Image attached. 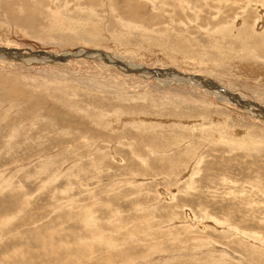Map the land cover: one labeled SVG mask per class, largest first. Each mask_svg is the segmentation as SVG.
I'll return each mask as SVG.
<instances>
[{
	"label": "rangeland",
	"instance_id": "obj_1",
	"mask_svg": "<svg viewBox=\"0 0 264 264\" xmlns=\"http://www.w3.org/2000/svg\"><path fill=\"white\" fill-rule=\"evenodd\" d=\"M0 264H264V0H0Z\"/></svg>",
	"mask_w": 264,
	"mask_h": 264
},
{
	"label": "bare ground",
	"instance_id": "obj_2",
	"mask_svg": "<svg viewBox=\"0 0 264 264\" xmlns=\"http://www.w3.org/2000/svg\"><path fill=\"white\" fill-rule=\"evenodd\" d=\"M258 23H259V22H258ZM44 59H45V58H44ZM211 93H212V94H213V93L216 94V92H214V91H211ZM24 94H25V93H24ZM217 94H218V93H217ZM217 94H216V95H217ZM219 95H220V94H219ZM224 96H225V95H224ZM218 98H219V97H218ZM163 189H164V188H163ZM165 190H166V189H165ZM166 192H167V190H166ZM167 193H168V192H167ZM167 193H166V194H167ZM169 194H170V193H169ZM162 196H163V195H162ZM170 196H171V194H170ZM187 212H188V211H187ZM190 213H191V212H190ZM186 216H187V215H186ZM187 217H189V216H187ZM190 218H191V214H190ZM191 220H192V218H191ZM189 223H190V222H189ZM192 223H194V222L192 221ZM202 229H203V228H202ZM109 259H110V258H109Z\"/></svg>",
	"mask_w": 264,
	"mask_h": 264
}]
</instances>
